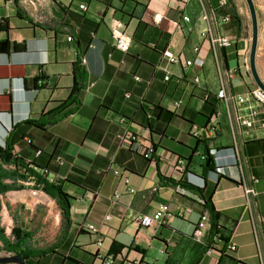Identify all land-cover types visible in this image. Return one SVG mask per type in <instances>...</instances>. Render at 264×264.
<instances>
[{
    "label": "crops",
    "instance_id": "obj_1",
    "mask_svg": "<svg viewBox=\"0 0 264 264\" xmlns=\"http://www.w3.org/2000/svg\"><path fill=\"white\" fill-rule=\"evenodd\" d=\"M222 1L235 4L0 0V41L9 43L0 53V146L8 141L28 168L36 170V162L40 173L47 169V180L72 198L66 222L54 199L42 191L33 196L29 181L0 194V233L7 245L14 244V230L30 236L26 264H103L100 248L114 264H264V110L251 99L236 100L257 85L246 68L243 24L238 30L232 19L221 22ZM158 16L162 23H155ZM113 21L133 40L128 53L113 45ZM205 31L229 37L233 45L215 48L202 38ZM196 47L201 68L193 64ZM166 49L181 59L167 66L168 81ZM256 65L264 83L259 54ZM223 86L227 102L217 96ZM243 119L253 126L242 125ZM200 131L209 148L231 151L220 154L218 179L207 176L202 189L191 176L188 190L180 181L186 166L201 174L204 147L193 136ZM140 146L153 147L152 159L135 151ZM212 191L215 220L199 198ZM163 204L173 213H192L138 226L137 216L153 217ZM203 215L206 228L198 241L193 234ZM34 216L46 228L34 232L18 223ZM5 254L11 253L0 241V256Z\"/></svg>",
    "mask_w": 264,
    "mask_h": 264
},
{
    "label": "trees",
    "instance_id": "obj_2",
    "mask_svg": "<svg viewBox=\"0 0 264 264\" xmlns=\"http://www.w3.org/2000/svg\"><path fill=\"white\" fill-rule=\"evenodd\" d=\"M225 7L227 8L224 9ZM224 13L228 16L226 15L223 16L228 18L229 21L232 19V21H234V23L237 25L238 30L242 29V20L235 6L230 1H226V5L221 7V11L219 12V14H224ZM0 32H1V26H0ZM8 48H9L8 41H0V53H7ZM33 123L37 124V122L35 121H33ZM194 138L197 139L198 145L204 147V153L202 155L203 162L200 164L201 174L193 173L192 171L189 170V167L188 168L187 166L185 167V171L183 173V177L180 182L182 188L188 190L192 189L190 187V184H188L189 177L191 176L203 182V185H201L202 189H204L207 185V176L215 177V179H218L220 175H218L217 173V163L221 159L220 154L224 151L225 152L231 151V149L218 150V149L209 148L207 145L208 139L205 137L204 132L202 133L201 137H194ZM212 151H214V153H212ZM40 154L41 151L38 153V156H40ZM232 157L236 158L234 152L232 153ZM32 166H34L36 170L28 168V166L24 164V160L18 158L13 153V146L11 147L8 141H6L5 146L3 147L0 146V194H5L9 191L19 190L20 187L15 185L16 182L29 181L32 183L33 189L35 191H42L46 195L54 199L58 205V208L61 211L63 220L66 222L69 221L72 198L63 190L61 185L57 183H52L49 180H47V178L45 177L47 169L42 173H40L39 170H44L43 168H41V166H39L36 162L32 163ZM20 170H24L25 173L23 172L22 174ZM8 181H12V183L9 184L7 183ZM198 187H200V185ZM213 191L209 192L208 195L205 196H203L202 193L200 192L198 193H200L199 198L203 202L204 208L212 213L213 219L215 220L218 215L215 212V209L212 207L211 197H210ZM13 234L15 237L13 245H7L1 233H0V241L4 243V247L6 248V251H8L11 254H19L24 258L25 261H27L30 258V253L26 251L30 243L29 241L30 236L25 233L21 237L17 232V230L16 231L14 230ZM215 236H219V238L221 237L219 233H217Z\"/></svg>",
    "mask_w": 264,
    "mask_h": 264
},
{
    "label": "built area",
    "instance_id": "obj_3",
    "mask_svg": "<svg viewBox=\"0 0 264 264\" xmlns=\"http://www.w3.org/2000/svg\"><path fill=\"white\" fill-rule=\"evenodd\" d=\"M204 3V0H202ZM226 5V1H222L220 4V7H223ZM81 10H87L85 5L80 6ZM164 17L163 16H158L155 18V23L159 24L162 23ZM185 22H189L190 19L188 17H183ZM221 22L223 24H226L229 22V19L226 17L221 18ZM110 31H111V36L113 38V45L115 49L118 51H121L123 53H128L131 45H132V38L126 34L119 26V23L116 21H113V23L110 26ZM202 38L209 39L211 41V44L215 48H222V47H231L233 45L232 40L229 37H223V36H217V35H212L211 31H205L201 34ZM72 38L69 37L68 41H71ZM196 53V57L193 60V64L197 67H203L204 65V60L200 57V48L196 47L194 49ZM164 60L166 61L165 67H162L166 72V80L171 79V73L168 71L167 66L169 65H175V64H181V59L179 56L174 54L171 50L166 49L162 53ZM83 63H86V59H83ZM246 68L249 69V60H246ZM139 80V78H137ZM198 81V79H196ZM218 98L228 101L230 98L227 95L226 88L223 86L218 94ZM251 99L253 100L261 109L264 110V91L259 88L258 86L249 91L247 96H240L237 97L236 100L239 103H243L244 101ZM176 108H179L182 105L181 101L176 102L175 104ZM240 123L248 128H251L253 126V121L249 119H243L240 121ZM231 124L233 125V120H231ZM203 131L197 132L193 134L194 137H201ZM136 142V137H132L128 140V144L130 143V149L132 150L133 144ZM136 144V143H135ZM135 151H138L141 153V155L145 159H152V154H154V149L153 147H148L144 148L143 146L138 147ZM214 153V151H212ZM57 160L61 163L64 164V161L61 157H58ZM116 175L120 174L119 170L115 171ZM132 193H134V190H131ZM38 191H34V194H37ZM192 213L191 209H186V210H180L176 213L171 212L170 207L166 204L160 205L157 211L155 212L154 216H148V215H139L136 217L135 221L138 224L139 227L141 228H150L153 227L154 225H163L165 220L167 218H173V217H178V218H186ZM206 221H207V216L203 215L200 222L198 223L193 237L194 239L198 241H202L203 236H204V230L206 228ZM85 230L89 231L91 233L97 234L99 232L98 228L95 227L94 225H85ZM219 236H215L214 239L218 240ZM101 246V243H100ZM236 246L231 245L230 246V251H235ZM11 255V254H10ZM97 257L102 260L103 264H113V261L110 259V257L100 248Z\"/></svg>",
    "mask_w": 264,
    "mask_h": 264
},
{
    "label": "rangeland",
    "instance_id": "obj_4",
    "mask_svg": "<svg viewBox=\"0 0 264 264\" xmlns=\"http://www.w3.org/2000/svg\"><path fill=\"white\" fill-rule=\"evenodd\" d=\"M234 2L237 5L236 10L239 13V16L242 20L243 29L245 30V38L248 39V44H249L248 45V49H249L248 72L252 75L251 69H250V51H251L252 33H253L251 12H250V9H249V6L246 0H235ZM253 2H254L255 9H256V14H257V19H258V29H259L257 54L260 55V57L263 59V62H264V0H253ZM263 72H264V69H263ZM32 193H33V196L41 195L40 193H37V194H34V192ZM13 213L15 212L12 211L9 214L11 215ZM0 221H1V227H4L5 229L4 222H3V215H1V208H0ZM18 223L21 225H26L27 228L31 229L34 232L40 231L42 228H46V226L42 223L41 218L37 216L28 218V219L18 218Z\"/></svg>",
    "mask_w": 264,
    "mask_h": 264
},
{
    "label": "water",
    "instance_id": "obj_5",
    "mask_svg": "<svg viewBox=\"0 0 264 264\" xmlns=\"http://www.w3.org/2000/svg\"><path fill=\"white\" fill-rule=\"evenodd\" d=\"M251 12L252 17V43H251V51H250V69L253 76V79L257 86L264 91V83L260 79V76L256 67V56H257V48H258V19L256 14V9L254 6L253 0H246ZM0 264H26L24 258L19 254H11V255H3L0 256Z\"/></svg>",
    "mask_w": 264,
    "mask_h": 264
}]
</instances>
